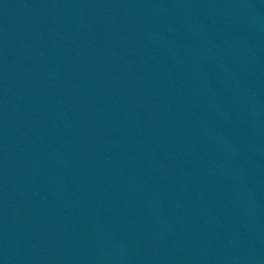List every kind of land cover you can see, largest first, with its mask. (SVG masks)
Segmentation results:
<instances>
[{"label": "water", "instance_id": "95a60500", "mask_svg": "<svg viewBox=\"0 0 264 264\" xmlns=\"http://www.w3.org/2000/svg\"><path fill=\"white\" fill-rule=\"evenodd\" d=\"M0 264H264V0H0Z\"/></svg>", "mask_w": 264, "mask_h": 264}]
</instances>
